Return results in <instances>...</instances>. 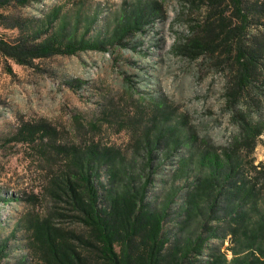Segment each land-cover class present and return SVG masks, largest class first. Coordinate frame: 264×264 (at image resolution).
Listing matches in <instances>:
<instances>
[{
	"label": "rangeland",
	"instance_id": "1",
	"mask_svg": "<svg viewBox=\"0 0 264 264\" xmlns=\"http://www.w3.org/2000/svg\"><path fill=\"white\" fill-rule=\"evenodd\" d=\"M51 8L102 47L30 65L0 55L3 264H55L33 231L43 221L83 264H107L68 196L70 182L87 199L73 156L98 155L101 196L127 184L124 169L152 210L166 208L169 234L200 153L264 161V0H34L0 13L38 21ZM136 15L137 28H126Z\"/></svg>",
	"mask_w": 264,
	"mask_h": 264
},
{
	"label": "trees",
	"instance_id": "2",
	"mask_svg": "<svg viewBox=\"0 0 264 264\" xmlns=\"http://www.w3.org/2000/svg\"><path fill=\"white\" fill-rule=\"evenodd\" d=\"M31 1L0 0V9L25 7ZM60 15L59 8H51L38 21L0 13V55L18 65H30L35 59L102 47L99 40L78 37L75 29H67ZM141 18L136 15L125 27L137 28ZM1 29L17 33L6 36ZM242 59L238 57L243 66ZM258 133V128H251L244 137L253 145ZM93 152L85 157L73 156L72 160L79 169L87 199L73 183L67 184V191L81 221L99 245L100 258L107 264H264V161L255 163L252 158L246 160L226 151L200 153L185 194L183 220L176 221L175 233L169 234L164 229L166 208L152 210L142 193L132 187L124 169L127 184L120 191L108 190L101 196L94 185L100 158ZM240 169L244 173L240 174ZM109 172L114 176L113 170ZM220 195L224 204L218 208ZM194 216L198 218L197 227L194 232H186L189 221L184 222ZM33 231L43 240L55 264H83V258L52 232L47 221L36 223ZM137 238L141 246L133 244ZM226 240L229 245L222 250ZM7 242L0 241V264L7 256Z\"/></svg>",
	"mask_w": 264,
	"mask_h": 264
}]
</instances>
